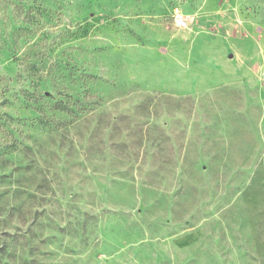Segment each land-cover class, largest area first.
Returning a JSON list of instances; mask_svg holds the SVG:
<instances>
[{"label": "rangeland", "instance_id": "1", "mask_svg": "<svg viewBox=\"0 0 264 264\" xmlns=\"http://www.w3.org/2000/svg\"><path fill=\"white\" fill-rule=\"evenodd\" d=\"M0 264H264V0H0Z\"/></svg>", "mask_w": 264, "mask_h": 264}, {"label": "built area", "instance_id": "2", "mask_svg": "<svg viewBox=\"0 0 264 264\" xmlns=\"http://www.w3.org/2000/svg\"><path fill=\"white\" fill-rule=\"evenodd\" d=\"M173 20L178 24H183V18L177 10H174L173 12Z\"/></svg>", "mask_w": 264, "mask_h": 264}]
</instances>
